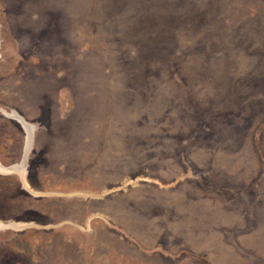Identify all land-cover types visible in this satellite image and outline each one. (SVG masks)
I'll list each match as a JSON object with an SVG mask.
<instances>
[{"label":"rangeland","instance_id":"obj_1","mask_svg":"<svg viewBox=\"0 0 264 264\" xmlns=\"http://www.w3.org/2000/svg\"><path fill=\"white\" fill-rule=\"evenodd\" d=\"M0 264H264V0H0Z\"/></svg>","mask_w":264,"mask_h":264},{"label":"water","instance_id":"obj_2","mask_svg":"<svg viewBox=\"0 0 264 264\" xmlns=\"http://www.w3.org/2000/svg\"><path fill=\"white\" fill-rule=\"evenodd\" d=\"M2 168H7V167L2 166Z\"/></svg>","mask_w":264,"mask_h":264},{"label":"bare ground","instance_id":"obj_3","mask_svg":"<svg viewBox=\"0 0 264 264\" xmlns=\"http://www.w3.org/2000/svg\"><path fill=\"white\" fill-rule=\"evenodd\" d=\"M2 169V168H1Z\"/></svg>","mask_w":264,"mask_h":264}]
</instances>
